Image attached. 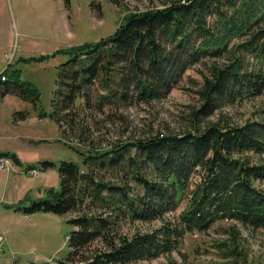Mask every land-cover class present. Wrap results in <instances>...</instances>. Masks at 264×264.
I'll list each match as a JSON object with an SVG mask.
<instances>
[{"label":"trees","instance_id":"trees-1","mask_svg":"<svg viewBox=\"0 0 264 264\" xmlns=\"http://www.w3.org/2000/svg\"><path fill=\"white\" fill-rule=\"evenodd\" d=\"M164 1L126 15L106 38L52 56L69 60L60 65L66 72L52 111L39 116L71 129L76 144H63L81 161L61 163V191L5 207L73 215L71 251L58 264H191L174 253L188 235L219 223L229 226L218 248L240 258L238 224L264 228V110L244 124L222 111L264 96V0ZM199 64L200 104L185 113L179 131L150 127L142 137L122 133L112 141L104 121L91 120L162 99ZM8 71L0 74L2 95L30 100L31 83L14 71L16 87L8 86ZM0 157L22 165L14 153Z\"/></svg>","mask_w":264,"mask_h":264},{"label":"rangeland","instance_id":"rangeland-1","mask_svg":"<svg viewBox=\"0 0 264 264\" xmlns=\"http://www.w3.org/2000/svg\"><path fill=\"white\" fill-rule=\"evenodd\" d=\"M164 2L0 0V74L9 68L7 85L16 87L14 83L17 79L11 75L14 71H20L22 82L26 81L32 86L28 101L15 95L0 98V125L21 134L25 141L28 138L32 144L31 150H21L18 154L22 171L16 204L29 206L49 198L48 190L61 191L59 166L62 162L81 161L76 152L63 144L65 140L76 144V136L71 129L64 122L58 125L49 118L39 116L42 112L49 114L52 111L53 99L60 88V65L69 60L64 55L52 56L69 47L106 38L115 32L126 15L162 7ZM40 58L47 59L36 61ZM62 71L63 74L66 72ZM200 71H205L202 64L188 69L178 86L158 101L113 111L109 116L94 115L91 120L104 121L107 136L112 141L120 138L122 133L125 138L142 137L150 127L154 131L166 128L179 131L178 122L186 118L192 106L200 104L197 93L203 84ZM222 109L237 123L256 121L264 110V96L245 99L233 105L226 104ZM45 162L53 163L54 167L45 166ZM29 167H34L37 173L26 174L25 170ZM6 205L2 204L3 207ZM3 207L0 210H4ZM20 216L21 220L12 232L5 231L10 225L9 218L4 225L7 228L0 229V236L4 238L0 264H58L69 255L71 247L68 238L74 227L68 223V219L73 215L21 213ZM228 226L229 223H219L205 234L188 235L179 247L180 253L175 252L174 255L180 262H184L180 257L184 256L191 264H264V228L254 229L238 224L242 233V255L232 258L218 248L219 244L227 241L223 230ZM164 262L165 258H159L143 264Z\"/></svg>","mask_w":264,"mask_h":264},{"label":"crops","instance_id":"crops-1","mask_svg":"<svg viewBox=\"0 0 264 264\" xmlns=\"http://www.w3.org/2000/svg\"><path fill=\"white\" fill-rule=\"evenodd\" d=\"M4 90V85L0 86V98H4L7 95H2ZM15 95V94H8ZM17 96V95H15ZM18 97V96H17ZM20 98V97H19ZM21 99V98H20ZM17 126V124H15ZM16 131L6 130L4 125H0V152H11L17 155L19 158V152L21 150H31L32 144L31 140L24 137H21V134H16ZM14 165L15 170L9 169V171L5 169H0V207H3L2 204L7 203L8 205L16 204L17 199V191L20 189L21 181L19 179L21 165L15 163L14 160L9 159ZM20 160V159H19ZM22 162V161H20ZM29 170V169H28ZM22 171V170H21ZM27 170H25V173ZM27 174V173H26ZM29 175V174H28ZM4 210H0V229L4 230L9 227L6 232L13 231L14 228L19 224L21 220V212H17L12 208L3 207ZM9 218V226H4Z\"/></svg>","mask_w":264,"mask_h":264},{"label":"built area","instance_id":"built-area-1","mask_svg":"<svg viewBox=\"0 0 264 264\" xmlns=\"http://www.w3.org/2000/svg\"><path fill=\"white\" fill-rule=\"evenodd\" d=\"M5 79V78H3ZM0 168L1 169H9L12 168V165L10 163L9 160H7L6 158H0ZM30 174L34 175L36 174L35 171H31ZM4 250V238L2 236H0V252H3Z\"/></svg>","mask_w":264,"mask_h":264},{"label":"bare ground","instance_id":"bare-ground-1","mask_svg":"<svg viewBox=\"0 0 264 264\" xmlns=\"http://www.w3.org/2000/svg\"><path fill=\"white\" fill-rule=\"evenodd\" d=\"M3 80H5V79H3Z\"/></svg>","mask_w":264,"mask_h":264}]
</instances>
